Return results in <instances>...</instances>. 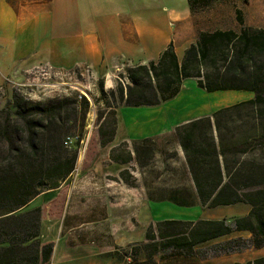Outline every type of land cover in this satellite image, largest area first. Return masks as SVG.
I'll list each match as a JSON object with an SVG mask.
<instances>
[{
  "label": "trees",
  "instance_id": "16d2710c",
  "mask_svg": "<svg viewBox=\"0 0 264 264\" xmlns=\"http://www.w3.org/2000/svg\"><path fill=\"white\" fill-rule=\"evenodd\" d=\"M212 2L187 0L191 14ZM235 18L238 31L199 33L181 63L170 43L156 61L126 67V84L117 80L109 91L100 85L97 101L109 110L99 115L102 147L115 136L113 107L159 106L173 99L186 79L196 80L206 93L253 94L211 117L177 126L173 133L184 153L194 196L179 194L188 200L172 203L205 209L244 205L246 215L157 221L146 228L144 242L122 251L119 260L124 264H158L167 257L205 259L264 248V30L246 26L239 9ZM86 113L85 101L66 97L32 101L17 91L0 108V264L51 263L54 243L41 240V208L33 203L41 194L58 189L76 169L79 140L70 146L65 140L76 132L80 139ZM94 145L87 149L84 166L94 158ZM132 151L137 163L146 166L153 158V142H134ZM110 158L120 164L133 160L126 143L111 149ZM120 177L128 186H137L128 171ZM238 233L249 238L237 236L207 246ZM201 246L207 247L198 249ZM246 264H264V257Z\"/></svg>",
  "mask_w": 264,
  "mask_h": 264
},
{
  "label": "crops",
  "instance_id": "0c3cea01",
  "mask_svg": "<svg viewBox=\"0 0 264 264\" xmlns=\"http://www.w3.org/2000/svg\"><path fill=\"white\" fill-rule=\"evenodd\" d=\"M241 16L248 26L261 28L258 22L247 21L244 11H241ZM216 30L230 29H200L192 19L187 0H0V87L5 89L4 99L0 98V108L13 93L6 79L23 82L40 78L31 72L42 65L66 70L88 66L94 78H98L96 83L109 90L114 85L113 72L121 61L129 63V66L156 61L172 43L176 58L181 63L185 51L196 42L199 33ZM48 87L44 86V91L48 92ZM92 87L97 85L88 84L90 90ZM228 92L233 91L206 93L198 87L196 80L186 79L180 92L159 106L116 108V131L111 148L126 143L134 160L132 143L151 139L153 158H158L160 168H166L168 172L149 179L151 183L146 181L143 185L134 173L129 172L137 186H128L120 177V166L126 164L116 163L111 158L106 165L97 162L96 155L101 147L98 141L93 142L96 153L90 165H76L79 174L81 170L78 181L73 172L58 189L47 191L34 200L40 201L37 206L41 208V240L54 243L50 264L55 257L63 259L67 252L66 230L80 219L84 223L91 217L106 221L110 215L118 217L119 214L115 213L119 210H130L133 213L131 219L137 218V187L147 193L142 199L150 206L156 203L164 209L189 208L172 203L174 200H188L179 194L188 192L192 199L194 196L193 182L181 146L173 137L174 130L177 126L211 117L219 109L253 98V94L241 92L247 95L241 94V99L236 102L238 97L230 95V102L226 104V99L219 96ZM170 144L173 150L169 154L174 152V156L166 155ZM145 153L146 150L142 149V160ZM110 175L113 179L107 182L106 176ZM143 176L144 179L149 178L147 174ZM161 178L165 179V183ZM150 185L156 187L151 188ZM230 207L235 208L222 206L201 211L203 215L199 219L220 220L244 216L248 212V209L244 213L234 209L229 214L216 212ZM166 213L165 210L160 216L168 217ZM112 226L120 229L117 224ZM123 226L128 233L124 239L129 241L132 233L127 223ZM58 234L63 237L61 240L64 243L60 254L55 238ZM243 234L246 233H238L237 236ZM97 241L98 237L92 239L91 244L85 240L83 245L96 249ZM259 257L264 256L254 259Z\"/></svg>",
  "mask_w": 264,
  "mask_h": 264
},
{
  "label": "rangeland",
  "instance_id": "374dc122",
  "mask_svg": "<svg viewBox=\"0 0 264 264\" xmlns=\"http://www.w3.org/2000/svg\"><path fill=\"white\" fill-rule=\"evenodd\" d=\"M236 9L244 11L247 15V21L248 19H250L252 23L258 22V24H260L259 26L261 27V29L264 30V0H213L212 4L208 8L200 9L198 10L197 13L192 14V19L195 20V23L199 25L200 29H205V30L232 29L234 31H238L239 24L235 18ZM257 15H258V19L256 20ZM244 24L248 26V22H246L245 20H244ZM129 65H130L129 63L124 61H121L119 63L118 68L116 69H122V70L120 73L113 72L112 79L114 80V85L115 82L118 80V76L115 75L120 74L121 76L122 73H125V69ZM96 79L98 81V78ZM82 83L85 84V81H82ZM114 85L113 88L109 90L114 89ZM51 86L48 87V92L44 91V93H61L60 84H51ZM2 88L4 89V87ZM103 89H105L104 85H103ZM109 90H104V91H109ZM12 91H17V90L12 89ZM84 93L91 94L92 102H96V105H98L97 106L98 117L95 126L92 130L91 136L89 138V144H88L89 147L92 142L95 141L99 142L98 128L101 122V120L99 119L100 113L103 112L106 113L109 110H104L103 104H100V101H97L100 95L99 84H97L96 88L92 87V90H90L89 88H84ZM241 94L247 95L246 93H241V92H237V93L228 92L221 95L219 94L220 95L219 97L226 99V104H228L227 102H230V98H229L230 95L238 97L237 100L234 101L236 102L241 99ZM0 98L4 99V95H1ZM9 101H6L4 103V106ZM115 109L116 108L113 107L112 111L115 112ZM84 125H86L85 120H84ZM85 135H86V131L84 126L81 137ZM70 136L76 139V137L80 135L79 133L76 132ZM111 145L112 143H110L105 147L100 146L101 150H99L96 155L97 162L101 161V163L105 165L106 163H108V160L110 159V151L112 149ZM172 150L173 147L170 144V146L166 148V155H168L169 152ZM173 153L174 152H172V154H169L168 156H174ZM85 156L83 157V159L77 160V164H79V166L82 165ZM120 168L122 169L121 172L126 170L128 171V173L129 172L134 173L136 179L139 181L141 185L146 183V181H150L155 177L161 176L163 172L167 171L166 168L164 169L160 168L159 160L158 158L155 157L151 161H149L148 165L145 168H141L137 163L136 159H134L129 164L120 166ZM146 174L149 177L148 179H144L143 175ZM80 175H81V170H80V174L77 173V175L75 176L76 181L79 180ZM112 179H113L112 175L106 176V180H108L107 182L111 181ZM160 180L163 183H165V179L161 178ZM150 187L152 188L156 186L150 185ZM163 188L166 189L167 187H163ZM164 189H162V191L165 192ZM166 190H170V189H166ZM136 194H137V204H138L137 218L131 219V215L133 213L130 212V210H119L116 211L115 213L116 215L119 214L118 217H114L110 215V217L106 221L97 220L94 219V217H91L90 219H88L89 221H87L90 223L87 222L84 223L80 219L79 221L74 223L75 225L71 227V229L66 230V236H67L66 237L67 252L65 253L66 255L64 254L63 259L60 258L59 256L55 257L53 264H124L123 261L119 260L120 254L122 253L123 250L129 249L133 245H138L144 242L145 241L144 233L149 225L155 224V222L157 221L166 220L169 218L175 220L176 219L198 220L199 216L203 215L202 212L204 210L205 211L207 210L205 208H201V207L199 208L198 205L186 209H178V210H174L171 208L164 209L159 207L156 203H152L150 206L148 202L142 199V196L147 195V193L146 194L143 193L141 187H137ZM39 204L40 201L33 203L34 206H37ZM231 209H234V211L238 213H244L248 208L247 206L239 205V206H235V208L230 207V208H225V210H216V212L220 213L221 211H223V213L229 214L231 212ZM165 210L167 211L166 215L169 214V216L168 217L160 216L161 215L160 213L164 214ZM124 223H127V227L130 228V231L132 233V237L129 241L124 239V237L128 235L127 231L124 230L125 229L123 226ZM113 224L119 225L120 229H117V227H113L112 226ZM237 235L238 234H234L230 237H226L218 241L211 242L207 246L209 247L218 242L227 240L229 238L237 237ZM97 237H98V241L96 244V249L89 248L88 246L83 245L85 243V240L89 241L88 244H91L92 239L96 240ZM241 237L249 238V235L243 234ZM55 238L57 239L56 244H58L59 247L58 254H60L63 251V247H64L63 240H61L63 239V237L61 238L60 235L58 234ZM113 242H117V244ZM89 246L91 247V245ZM207 246H201L198 249H202ZM203 251H206V249H203ZM258 256H264V248L259 250L249 248L241 252L232 253L228 255H220L218 257L209 256L205 259H201V258L184 259V258L167 257L164 260H158V264H246L247 262L253 260L255 257Z\"/></svg>",
  "mask_w": 264,
  "mask_h": 264
},
{
  "label": "built area",
  "instance_id": "2783aa9c",
  "mask_svg": "<svg viewBox=\"0 0 264 264\" xmlns=\"http://www.w3.org/2000/svg\"><path fill=\"white\" fill-rule=\"evenodd\" d=\"M122 69H116V73H120ZM31 74H37V79L27 80L23 82H12L10 79H6V82L11 84L13 89H16L19 93L28 99L34 101H46L47 99H59V98H73L77 103L85 101L87 103V113H86V125L85 131L86 135L83 137H73L69 136L65 140V145L70 146L75 141L79 140L78 147V159H83L85 156L89 138L91 136L92 130L97 121V106L96 102H92V95L89 93H84V85L95 84L96 79L92 73V70L88 66H77L72 70H66L64 68H56L50 65H42L38 67ZM123 77L118 76V81L123 85L127 83V78L125 73L121 74ZM42 77V79H41ZM85 81V84L82 83ZM51 84H60L61 93H44V86H51ZM4 89L0 87V96L4 95ZM101 104V103H100ZM75 175H77L78 170H74Z\"/></svg>",
  "mask_w": 264,
  "mask_h": 264
}]
</instances>
